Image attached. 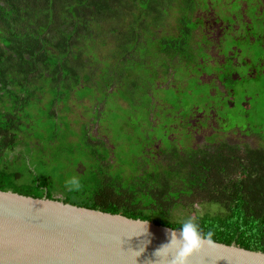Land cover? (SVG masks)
I'll use <instances>...</instances> for the list:
<instances>
[{
    "label": "trees",
    "instance_id": "1",
    "mask_svg": "<svg viewBox=\"0 0 264 264\" xmlns=\"http://www.w3.org/2000/svg\"><path fill=\"white\" fill-rule=\"evenodd\" d=\"M195 1L0 0V190L57 199L50 189L51 167L61 179L53 188L75 187L81 196L79 202L62 199L65 203L171 228L191 216L205 232H214L216 242L264 252L261 153L227 150L209 156L204 149L185 159L174 141L165 140L160 158L145 155L142 138L157 128L150 120L158 101L155 82L167 68L181 71L192 58ZM73 90L82 99L99 93L105 105L122 98L126 107L114 101L110 107L138 112L135 133L125 129L130 120L120 125L128 133L125 146H135L126 168L117 159L113 172L108 148L87 141L86 124L79 140L69 139L57 107H66ZM103 112L97 100L92 120L111 131L117 117L100 123ZM74 147L81 157L76 161L69 154ZM185 149L194 153L189 145ZM88 161L86 168L82 162ZM21 169L30 177L24 184ZM195 204H213L215 210L199 212Z\"/></svg>",
    "mask_w": 264,
    "mask_h": 264
},
{
    "label": "flooded vegetation",
    "instance_id": "2",
    "mask_svg": "<svg viewBox=\"0 0 264 264\" xmlns=\"http://www.w3.org/2000/svg\"><path fill=\"white\" fill-rule=\"evenodd\" d=\"M212 1H195L188 42L190 61L181 71L167 68L155 82L166 98L161 101L162 109L169 110L180 102L179 94L189 88L186 80L199 91L205 106L194 105L190 112L179 107L173 114L162 111L161 129L158 135L147 136L145 155L160 158L165 140L174 141L185 159L200 156L204 149L210 150L209 156L227 150L249 151L250 155L261 153L257 170L264 172V0H215V5ZM177 73L182 76L178 78ZM209 95L214 98L210 100ZM224 108L241 116L243 124L226 122ZM95 139L87 131V141Z\"/></svg>",
    "mask_w": 264,
    "mask_h": 264
},
{
    "label": "water",
    "instance_id": "3",
    "mask_svg": "<svg viewBox=\"0 0 264 264\" xmlns=\"http://www.w3.org/2000/svg\"><path fill=\"white\" fill-rule=\"evenodd\" d=\"M145 221L148 231L141 234ZM169 229L46 195L0 190V264H154ZM189 264H264V252L217 242Z\"/></svg>",
    "mask_w": 264,
    "mask_h": 264
},
{
    "label": "rangeland",
    "instance_id": "4",
    "mask_svg": "<svg viewBox=\"0 0 264 264\" xmlns=\"http://www.w3.org/2000/svg\"><path fill=\"white\" fill-rule=\"evenodd\" d=\"M216 1H220V0H216ZM213 5L216 4L215 0L212 1ZM178 78H180L182 75L181 73H177ZM187 86L189 88H186V91H181V93L178 96V102L177 104H173L174 107L170 108L169 110L166 109H162L161 108V101L164 99L166 100L165 97H163V95H161V91L159 90H154V96L156 98V100H159V104L156 106V108H154L153 110L155 111V115H153L151 117V121L152 124H156L157 121V128L155 129V131L153 132V134L158 135L159 134V128L161 127V113L162 111H169L171 114L174 113V111L176 110V108L182 107L185 108L186 112H190L193 110L194 105H197L198 108H202L205 106V103H203V99H201L200 96H198L199 91L197 89L192 88V83L187 81ZM81 95V93L75 92V90L72 91V94L70 95V97L68 98V103L66 104L65 108H62V106L60 105L58 108V111L60 115H62V121H61V125L62 128L65 129L66 127H69L70 131H67L66 133L71 134V136L69 137L70 140L75 141V140H79L80 138V133H81V127L83 124L87 125L88 128V132H90L94 137H96L95 140L91 141L90 143L92 145H97L100 147V144L103 142L105 143L104 146H106L109 149L110 152V156H109V162H111L113 164V167H115L116 170H114L113 172L117 171L119 169V166L116 164V161L118 159V161H121V165H123L126 168V165L131 163V154L130 151L135 147L134 145L132 146H125V139L124 137H126L128 135L127 132H133L132 130L134 129V133H135V128L137 123L140 122L139 120V114L137 111H134L133 108L128 107L127 110L124 111H118L115 106V108L110 107L109 104H119L120 106L126 107L127 103L126 101H124V99L119 98L114 96L113 98H111V102L107 103L106 105L104 104L107 101H104L102 99L101 94L97 93L96 96L92 95V96H85L83 99L79 98ZM202 96H206V95H202ZM210 98V100H212L214 98V96L209 95L208 96ZM81 99V100H79ZM98 100V104L101 110H104L103 113H101L100 116V123L103 121V119L106 117L107 119L109 118H115L114 115L117 117V119H115L116 123L113 126V129L110 131V128L107 127H103L100 126V124L97 121H93L92 120V115H93V108L95 103H97ZM101 101V102H100ZM114 101V102H113ZM113 102V103H112ZM48 105V103H46L44 105V108H46ZM108 108H107V107ZM113 110L114 112H109V110ZM224 112L222 114V117L225 118V121L228 122L229 124H238L241 126V124H243L244 120L241 116H238L237 114H235L232 110H228L226 108H224ZM116 112V113H115ZM58 115V117L60 118V115ZM252 118V116H251ZM130 120V123H133L132 125H130L129 127H125V129L127 130V132L123 129V127H120V125H122L123 123H125V121ZM64 122L68 123L67 126H65ZM249 122L251 124L254 123V119L249 120ZM106 121L103 122V124L105 125ZM227 123V124H228ZM170 126H174V124H170ZM139 130L144 131V129L139 128ZM73 135V136H72ZM152 135V134H151ZM112 136V137H111ZM114 141H119L120 142L117 144H115ZM60 141H63V138L60 137L59 138ZM185 136L181 137V140H184ZM96 140L98 142H96ZM143 142H148V138H142ZM128 141V140H127ZM131 140L128 141V143ZM141 141V139H140ZM133 142V141H132ZM70 149V147H69ZM70 157L72 159L79 160L81 157L79 155V151L78 148H73V152H69ZM133 159H135V157H133ZM83 165L86 166V168H88V166L90 165L91 162L88 161V163L86 164L85 162H82ZM36 171L38 172V168H35ZM131 169V168H130ZM22 170V169H21ZM80 170V169H79ZM23 172V176L19 179L21 184L27 183V181L30 179L29 175L26 174V172ZM69 171H67L68 173ZM65 173L64 174V181L69 182V178H68V174ZM48 174L51 175V181L53 182V185L50 184V189L53 191V196L54 198L57 199H64L66 198L69 201L72 202H79V200L81 199V196L78 195V193H74L73 192V188L75 187H71L70 189L68 188H53L55 186L56 183H60L61 179L60 176H58V174L55 172V170L51 169V167L48 169ZM66 183V182H65ZM57 185V184H56ZM196 209L201 212L204 211V208H208L209 210H215V206L213 204H211V207L207 205H201L199 206L198 204H195Z\"/></svg>",
    "mask_w": 264,
    "mask_h": 264
},
{
    "label": "clouds",
    "instance_id": "5",
    "mask_svg": "<svg viewBox=\"0 0 264 264\" xmlns=\"http://www.w3.org/2000/svg\"><path fill=\"white\" fill-rule=\"evenodd\" d=\"M70 183L74 184L77 189L80 187L76 178H73ZM147 224L148 221L143 223L145 230L141 234L147 233ZM168 237V242L155 251L156 260L154 264H189L191 257L195 254L203 251L205 247L214 248L217 244L214 239V232L212 230L205 232L199 222L191 216L183 219L178 228L172 227L169 229ZM143 251L144 248L133 251L135 254L133 261Z\"/></svg>",
    "mask_w": 264,
    "mask_h": 264
}]
</instances>
